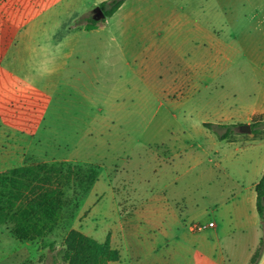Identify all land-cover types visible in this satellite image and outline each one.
I'll return each instance as SVG.
<instances>
[{
	"label": "rangeland",
	"instance_id": "1",
	"mask_svg": "<svg viewBox=\"0 0 264 264\" xmlns=\"http://www.w3.org/2000/svg\"><path fill=\"white\" fill-rule=\"evenodd\" d=\"M103 1L108 0H0V169L53 160L99 168L98 181L74 218L43 239L22 242L0 225V264H63V237L90 207L85 221L100 230L117 215L112 187L122 201L132 185L148 188L156 178L168 183L172 174L157 167L161 161L154 154L161 155V145L154 142L189 128L211 147L198 122L213 120L217 110L235 124L226 139L235 143L226 150L222 142L220 168L209 170L207 161L198 165L166 196H183L195 210L204 202L193 185L228 187L257 180L264 127L250 133L238 126L264 121V112L250 115L264 108V0H123L86 31L84 24ZM175 21L188 27L172 25ZM69 41L72 46L63 45ZM58 49L73 52L56 74ZM141 57L149 58L151 67ZM180 72L188 75V83L171 89L172 77ZM65 103L77 108L78 128L70 125L68 110L64 120L59 117L64 112L56 113ZM214 206L222 233L231 231L239 241L250 232H241L231 220L228 204ZM260 231L264 235L263 220Z\"/></svg>",
	"mask_w": 264,
	"mask_h": 264
},
{
	"label": "crops",
	"instance_id": "2",
	"mask_svg": "<svg viewBox=\"0 0 264 264\" xmlns=\"http://www.w3.org/2000/svg\"><path fill=\"white\" fill-rule=\"evenodd\" d=\"M184 19L186 18L183 17ZM192 24L200 29L198 23ZM172 25L179 28L188 27L185 21H175L172 22ZM63 45L72 46L73 44L69 41ZM62 51L64 52V50L58 49L59 53L56 56L54 67L56 74L64 69L67 63L65 58H70L73 52L72 49H68V53H62ZM148 59L141 57L140 61ZM150 62L149 59L148 67L152 65ZM6 73L13 75L14 72L8 70ZM188 79L187 74L182 72L176 74L171 79V89L176 87L174 84L186 85ZM67 105L68 103H65L64 108L57 106L55 111L56 113L64 112L62 116L59 114V117L64 120L63 114L65 116V110H68L70 125L78 128L77 108ZM260 112H264V108L253 110L250 115ZM84 115L86 117V113ZM213 115L215 117L213 120L202 119L198 122L203 132V139L209 140L212 144L209 148L197 141L196 137L190 134L189 128L180 129L176 135L170 134L163 140L154 142L155 145L156 143L161 145V155L157 151L154 154L155 161H161L157 167L163 165L172 174L168 183L161 185L159 179L156 178L148 188L140 187L139 189L132 185L131 195L127 194V197L122 201L119 200L118 194L115 192L116 189L112 187L111 195L117 206V215L114 219L100 230L98 225L88 224L85 221V217L91 211L90 207L83 220H77L78 226L72 227L98 242L109 241L110 246L118 251L119 259L109 261L107 264H123V259H126L128 264H248L250 256L262 236L260 231L262 219L256 210L254 186L264 171V153L259 163L257 180L249 185H228V187L225 185H193L196 189L201 190V198L204 202L200 207L196 204L195 210L188 209L183 196L178 199L172 197L171 200L166 196L167 189L177 187L178 179L198 165L207 161L212 162L209 170L213 167L220 168L221 152L224 148L221 145L222 142L226 143V150L231 149V144L235 143L226 140L227 138L220 140L211 129L207 128L208 126H205L209 123L235 125L230 122L231 118L227 113L223 115L217 110ZM63 123L66 122H60V124ZM154 140L152 139V141ZM194 149L199 151L197 155ZM236 149H233V153L236 152ZM190 150H193V155H186ZM108 185H111L110 180ZM101 196L102 194L92 205H95ZM221 201L229 205L228 212H230L231 220L240 228L241 232L246 228L250 229L249 233L239 237V241L233 238L231 231L222 233L219 229L221 214L214 205ZM244 208L248 214L244 213ZM195 223L207 227L199 230L192 229L191 225ZM222 239L227 243L229 255L224 252V240L222 241ZM237 254H240V257H237ZM257 264H264V249Z\"/></svg>",
	"mask_w": 264,
	"mask_h": 264
},
{
	"label": "trees",
	"instance_id": "3",
	"mask_svg": "<svg viewBox=\"0 0 264 264\" xmlns=\"http://www.w3.org/2000/svg\"><path fill=\"white\" fill-rule=\"evenodd\" d=\"M123 0L100 3L104 17L112 15ZM108 6V7H106ZM91 18L84 29L97 25ZM218 136L226 139L235 125L205 124ZM264 121L250 123V133H257ZM219 128H224L220 132ZM99 168L64 160L25 163L0 169V225L9 227L19 241L43 239L61 222L74 218L80 201L98 180ZM256 210L264 221V171L254 186ZM63 264H107L119 259L118 251L108 240L98 242L81 231L69 228L63 237ZM264 249V235L252 252L248 264H257ZM29 264V263H24Z\"/></svg>",
	"mask_w": 264,
	"mask_h": 264
},
{
	"label": "water",
	"instance_id": "4",
	"mask_svg": "<svg viewBox=\"0 0 264 264\" xmlns=\"http://www.w3.org/2000/svg\"><path fill=\"white\" fill-rule=\"evenodd\" d=\"M102 14V9L100 8V7H97L96 8V14H95V16H94V18H97L99 15H101ZM238 129H239V131H241V132H250V130H251V127H250V124L249 123H244V124H240L239 126H238ZM264 203V202H263ZM263 223H264V221H263Z\"/></svg>",
	"mask_w": 264,
	"mask_h": 264
},
{
	"label": "built area",
	"instance_id": "5",
	"mask_svg": "<svg viewBox=\"0 0 264 264\" xmlns=\"http://www.w3.org/2000/svg\"><path fill=\"white\" fill-rule=\"evenodd\" d=\"M204 227H205V225H202V224H199V223H195V224L191 225L192 229H197V230L202 229Z\"/></svg>",
	"mask_w": 264,
	"mask_h": 264
}]
</instances>
